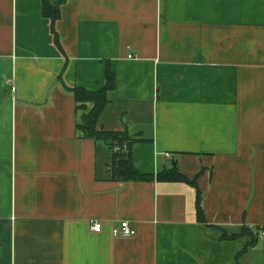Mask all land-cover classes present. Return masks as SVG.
I'll use <instances>...</instances> for the list:
<instances>
[{
    "label": "crops",
    "instance_id": "obj_1",
    "mask_svg": "<svg viewBox=\"0 0 264 264\" xmlns=\"http://www.w3.org/2000/svg\"><path fill=\"white\" fill-rule=\"evenodd\" d=\"M54 29L41 0H0V264H264V236L237 260L246 235L208 226L264 224V0H65ZM108 70L97 129L195 185L112 178L67 90Z\"/></svg>",
    "mask_w": 264,
    "mask_h": 264
},
{
    "label": "trees",
    "instance_id": "obj_2",
    "mask_svg": "<svg viewBox=\"0 0 264 264\" xmlns=\"http://www.w3.org/2000/svg\"><path fill=\"white\" fill-rule=\"evenodd\" d=\"M65 0H41V14L50 22L51 30L54 34L55 43L59 46L57 34L55 33L54 24L60 18V8ZM114 86V74L109 70L106 72V84L99 90L92 91L77 87H67V90L74 95L78 107L84 108L87 102L92 103V108L81 116V122L78 123V128L83 132L84 137L103 142L112 151L111 171L114 180H134V181H152L153 179L163 181H188L186 177L178 173L176 168L164 170L156 176L152 174L141 173L133 164L131 159V146L135 142V138L130 136L128 132H112L97 129V118L102 112L107 103L106 93ZM195 185V180L188 181ZM196 213L200 222H206L201 206V193L197 189ZM218 232L222 240H232L241 235H246V246L237 254V260L241 258L246 249L256 241L258 233L242 226L237 232H230L221 226L208 225ZM261 226L255 227L258 230ZM237 264L238 261H237Z\"/></svg>",
    "mask_w": 264,
    "mask_h": 264
},
{
    "label": "built area",
    "instance_id": "obj_3",
    "mask_svg": "<svg viewBox=\"0 0 264 264\" xmlns=\"http://www.w3.org/2000/svg\"><path fill=\"white\" fill-rule=\"evenodd\" d=\"M103 229V223L101 221H91L90 230L95 233H100ZM136 230L134 226L127 220H121L117 225L111 228V234L115 237H131L134 236ZM258 235L264 236V224L257 230Z\"/></svg>",
    "mask_w": 264,
    "mask_h": 264
},
{
    "label": "water",
    "instance_id": "obj_4",
    "mask_svg": "<svg viewBox=\"0 0 264 264\" xmlns=\"http://www.w3.org/2000/svg\"><path fill=\"white\" fill-rule=\"evenodd\" d=\"M174 164V163H173Z\"/></svg>",
    "mask_w": 264,
    "mask_h": 264
}]
</instances>
